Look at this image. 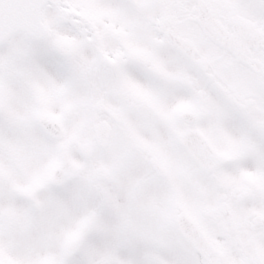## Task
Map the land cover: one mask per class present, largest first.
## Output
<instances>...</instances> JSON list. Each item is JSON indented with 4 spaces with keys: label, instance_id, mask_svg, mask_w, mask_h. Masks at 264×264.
<instances>
[{
    "label": "snow or ice",
    "instance_id": "snow-or-ice-1",
    "mask_svg": "<svg viewBox=\"0 0 264 264\" xmlns=\"http://www.w3.org/2000/svg\"><path fill=\"white\" fill-rule=\"evenodd\" d=\"M0 264H264V0H0Z\"/></svg>",
    "mask_w": 264,
    "mask_h": 264
}]
</instances>
